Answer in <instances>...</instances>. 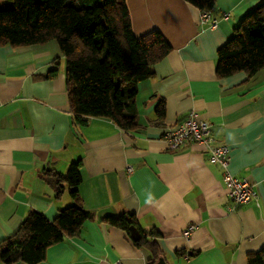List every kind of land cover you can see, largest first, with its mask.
<instances>
[{
  "label": "crops",
  "instance_id": "1",
  "mask_svg": "<svg viewBox=\"0 0 264 264\" xmlns=\"http://www.w3.org/2000/svg\"><path fill=\"white\" fill-rule=\"evenodd\" d=\"M261 1L215 0L211 19L202 22L184 0H126L133 33L158 31L172 47L138 83V126L130 131L101 118L73 123L55 41L0 46V242L30 212L54 220L75 204L67 186L56 196L43 172L65 175L80 161L78 193L94 218L78 236L50 246L40 264H148V250L131 234L102 221L127 212L144 232L158 231L166 264H248V254L264 248V68L250 78H217L216 63L217 50ZM190 112L209 123L215 145L228 147L231 174L253 184L250 203H231L221 167L201 144L167 148L165 129ZM189 225L195 228L186 239Z\"/></svg>",
  "mask_w": 264,
  "mask_h": 264
},
{
  "label": "trees",
  "instance_id": "2",
  "mask_svg": "<svg viewBox=\"0 0 264 264\" xmlns=\"http://www.w3.org/2000/svg\"><path fill=\"white\" fill-rule=\"evenodd\" d=\"M0 7V46L25 47L55 41L65 58V86L69 111L76 126L89 118L107 119L124 131L137 124L135 99L138 83L153 76L152 67L171 51L158 31L140 37L131 27L126 0H6ZM200 12L212 11L215 0H184ZM264 68V0L235 28L234 35L217 50L216 76L225 78L238 72L247 77ZM51 71L46 78L55 75ZM157 117L165 115L163 102ZM81 162L72 163L65 175L43 172L59 196L65 186L75 204L58 211L48 220L30 212L20 228L0 242L3 264H40L47 249L66 238L79 235L83 224L94 214L82 207L78 193ZM103 222L130 234H141L137 247L149 252L148 264L162 257L152 229L144 232L133 213L105 216ZM179 251L176 254H182ZM248 264H264V248L247 256Z\"/></svg>",
  "mask_w": 264,
  "mask_h": 264
},
{
  "label": "built area",
  "instance_id": "3",
  "mask_svg": "<svg viewBox=\"0 0 264 264\" xmlns=\"http://www.w3.org/2000/svg\"><path fill=\"white\" fill-rule=\"evenodd\" d=\"M224 18L227 14L223 15ZM211 19V11L201 12V21ZM216 21H211V26H216ZM163 139L169 150H177L188 141L201 144L208 154L210 162L217 164L222 169V181L227 190L228 197L233 205L250 203L257 197L253 184L246 178H239L229 171V149L225 145H215L210 132L208 122L198 119L194 112H190L186 118L174 127H168L163 133ZM132 167H127V173L132 172ZM195 225H189L183 236L188 239Z\"/></svg>",
  "mask_w": 264,
  "mask_h": 264
},
{
  "label": "water",
  "instance_id": "4",
  "mask_svg": "<svg viewBox=\"0 0 264 264\" xmlns=\"http://www.w3.org/2000/svg\"><path fill=\"white\" fill-rule=\"evenodd\" d=\"M131 238L133 241H138L141 237V234L137 229H132L131 232ZM156 264H166L165 260L161 257L159 258L158 262Z\"/></svg>",
  "mask_w": 264,
  "mask_h": 264
},
{
  "label": "rangeland",
  "instance_id": "5",
  "mask_svg": "<svg viewBox=\"0 0 264 264\" xmlns=\"http://www.w3.org/2000/svg\"><path fill=\"white\" fill-rule=\"evenodd\" d=\"M11 4L6 0H0V7H9Z\"/></svg>",
  "mask_w": 264,
  "mask_h": 264
}]
</instances>
